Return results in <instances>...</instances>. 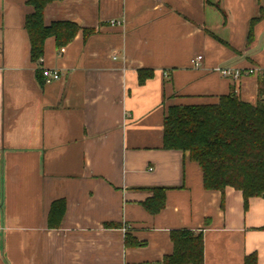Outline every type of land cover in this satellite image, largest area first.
I'll return each instance as SVG.
<instances>
[{"label":"crops","instance_id":"1","mask_svg":"<svg viewBox=\"0 0 264 264\" xmlns=\"http://www.w3.org/2000/svg\"><path fill=\"white\" fill-rule=\"evenodd\" d=\"M28 2L0 0V264H158L179 231L201 235L203 264H264V198L246 208L233 188L205 190L199 166L163 144L172 106L254 102L258 76L219 70H264V0L54 1L45 25L80 30L60 49L46 39L37 62ZM45 68L61 80L46 84ZM156 188L165 205L151 214Z\"/></svg>","mask_w":264,"mask_h":264},{"label":"trees","instance_id":"2","mask_svg":"<svg viewBox=\"0 0 264 264\" xmlns=\"http://www.w3.org/2000/svg\"><path fill=\"white\" fill-rule=\"evenodd\" d=\"M54 1L61 0L28 2L33 8V14L26 20L33 62L43 57L46 39L53 37L60 49L71 43L80 30L74 22L45 25V9ZM152 75L140 71L139 81L144 83ZM39 76L42 78V73ZM258 83L259 98L254 104L240 100L231 92L217 104L172 106L164 119V149L187 154L199 166L205 190L224 193L227 188H233L241 192L246 208L249 199L264 198V74L258 77ZM153 192L145 207L156 214L164 208L166 189L156 188ZM65 210V200L52 204L49 228L62 226ZM172 240L173 254L158 264H203L201 235L179 231L172 234ZM125 244L127 247L140 245L129 237Z\"/></svg>","mask_w":264,"mask_h":264},{"label":"built area","instance_id":"3","mask_svg":"<svg viewBox=\"0 0 264 264\" xmlns=\"http://www.w3.org/2000/svg\"><path fill=\"white\" fill-rule=\"evenodd\" d=\"M111 24H115V22H111ZM65 52L64 49L60 50V54H63ZM203 57L198 56L196 58H193L191 60V65L193 68H199L202 64ZM219 73L224 77L232 80H239L243 75H263L264 70L260 68H252L247 71L238 70L234 68H228V69H220ZM43 79L46 82V84H52L54 82H58L61 80V72L56 69H49L45 68L42 70Z\"/></svg>","mask_w":264,"mask_h":264},{"label":"rangeland","instance_id":"4","mask_svg":"<svg viewBox=\"0 0 264 264\" xmlns=\"http://www.w3.org/2000/svg\"><path fill=\"white\" fill-rule=\"evenodd\" d=\"M253 76H258V77H259V76H261V75H253ZM241 78H242V77H241ZM241 78H240V79H241ZM240 79H239V80H240ZM230 80H232V79H230ZM233 81H236V80H233ZM237 81H238V80H237ZM258 89H259V88H258ZM234 94H236V92H235ZM236 95H237V94H236ZM237 96H238V95H237ZM238 97H239L240 100H243V101L248 102V103L250 102V101H246L245 99H243L242 96H238ZM258 98H259V91H258V92L256 93V95H255V100H254V102H250V103H252V104L256 103V101L258 100Z\"/></svg>","mask_w":264,"mask_h":264}]
</instances>
